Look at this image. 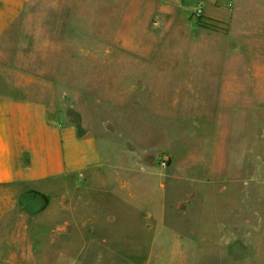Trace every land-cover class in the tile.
I'll use <instances>...</instances> for the list:
<instances>
[{
    "label": "rangeland",
    "instance_id": "374dc122",
    "mask_svg": "<svg viewBox=\"0 0 264 264\" xmlns=\"http://www.w3.org/2000/svg\"><path fill=\"white\" fill-rule=\"evenodd\" d=\"M18 1L0 89L89 138L42 192L0 186V264H264V0Z\"/></svg>",
    "mask_w": 264,
    "mask_h": 264
},
{
    "label": "crops",
    "instance_id": "0c3cea01",
    "mask_svg": "<svg viewBox=\"0 0 264 264\" xmlns=\"http://www.w3.org/2000/svg\"><path fill=\"white\" fill-rule=\"evenodd\" d=\"M4 6L9 8L5 13L2 11ZM19 8L18 0H0V23H18ZM58 44L60 42L55 40L45 42V53L56 50ZM5 45L7 53H18L19 32L5 31L0 26V65ZM53 81L52 78H46L43 82L53 86ZM62 100L66 99L51 96L26 99L17 95H5L0 89L1 187L20 186L28 192H42L41 185L67 176L74 165L80 164L78 151L89 137L79 136V126L69 124L65 108L68 102H63V106ZM125 146L148 150L133 141L127 142ZM131 149L130 147L127 151Z\"/></svg>",
    "mask_w": 264,
    "mask_h": 264
},
{
    "label": "water",
    "instance_id": "95a60500",
    "mask_svg": "<svg viewBox=\"0 0 264 264\" xmlns=\"http://www.w3.org/2000/svg\"><path fill=\"white\" fill-rule=\"evenodd\" d=\"M161 23L158 19L154 20L153 28L159 29ZM129 145V143H128ZM132 148L130 150L131 157L130 162L133 166H141L147 168H157L160 166L159 153L157 148H152L150 150H140L135 146H125L126 149Z\"/></svg>",
    "mask_w": 264,
    "mask_h": 264
}]
</instances>
